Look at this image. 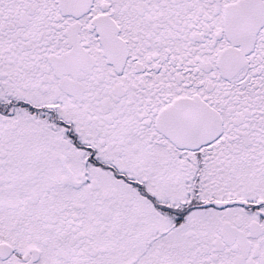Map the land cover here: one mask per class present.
<instances>
[{
    "label": "snow or ice",
    "instance_id": "snow-or-ice-1",
    "mask_svg": "<svg viewBox=\"0 0 264 264\" xmlns=\"http://www.w3.org/2000/svg\"><path fill=\"white\" fill-rule=\"evenodd\" d=\"M0 264H264V0H0Z\"/></svg>",
    "mask_w": 264,
    "mask_h": 264
}]
</instances>
